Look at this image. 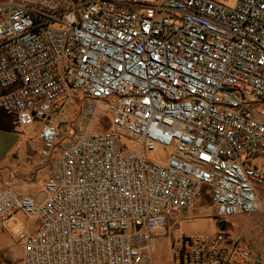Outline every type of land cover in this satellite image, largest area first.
Masks as SVG:
<instances>
[{
    "label": "built area",
    "instance_id": "built-area-1",
    "mask_svg": "<svg viewBox=\"0 0 264 264\" xmlns=\"http://www.w3.org/2000/svg\"><path fill=\"white\" fill-rule=\"evenodd\" d=\"M0 90L49 170L42 200L0 190V223L41 221L13 264H150L203 187L219 223L264 213V0L0 1ZM226 229L177 240L174 264H255Z\"/></svg>",
    "mask_w": 264,
    "mask_h": 264
},
{
    "label": "rangeland",
    "instance_id": "rangeland-1",
    "mask_svg": "<svg viewBox=\"0 0 264 264\" xmlns=\"http://www.w3.org/2000/svg\"><path fill=\"white\" fill-rule=\"evenodd\" d=\"M6 1V0H0ZM75 4L80 0H72ZM228 7H234L236 0H220ZM80 115V105L70 106L65 117L69 122H77ZM112 114L99 111L94 120L91 132H103L110 128ZM10 117L14 118L12 115ZM34 130L40 129L38 124L34 125ZM147 157L165 160L166 151L157 150L153 153L145 152ZM215 211L213 208L210 188L203 187L196 200L194 208L189 212H182L169 221L164 234L156 235L153 238L151 263L150 264H174L172 251L174 243L183 236L214 235L219 231V226L214 220ZM226 229L228 235L241 236L251 247L255 258H262L264 264V213H257L251 216L237 215L227 218ZM40 219L32 221L40 225ZM24 227L23 221L14 216L5 223H0V235L11 239L9 243L0 237V264H13L22 259V242L18 238V233Z\"/></svg>",
    "mask_w": 264,
    "mask_h": 264
},
{
    "label": "crops",
    "instance_id": "crops-1",
    "mask_svg": "<svg viewBox=\"0 0 264 264\" xmlns=\"http://www.w3.org/2000/svg\"><path fill=\"white\" fill-rule=\"evenodd\" d=\"M39 133L40 129L35 131L34 127L18 126L14 123V118L0 108V190L11 187L20 194L34 196L39 200L44 198L49 170L41 156L42 143ZM16 216L24 225L18 233V238L22 231L34 234L38 224L32 226V221H28L24 215ZM164 230H155L153 235L164 234ZM0 237L5 239L6 243L11 242L6 236ZM255 264H262V258L258 257Z\"/></svg>",
    "mask_w": 264,
    "mask_h": 264
},
{
    "label": "water",
    "instance_id": "water-1",
    "mask_svg": "<svg viewBox=\"0 0 264 264\" xmlns=\"http://www.w3.org/2000/svg\"><path fill=\"white\" fill-rule=\"evenodd\" d=\"M214 220L219 221L217 217H214ZM223 226V229L226 227V223L224 221L220 222Z\"/></svg>",
    "mask_w": 264,
    "mask_h": 264
},
{
    "label": "trees",
    "instance_id": "trees-1",
    "mask_svg": "<svg viewBox=\"0 0 264 264\" xmlns=\"http://www.w3.org/2000/svg\"><path fill=\"white\" fill-rule=\"evenodd\" d=\"M218 226L219 228H223L222 224L221 223H218Z\"/></svg>",
    "mask_w": 264,
    "mask_h": 264
}]
</instances>
